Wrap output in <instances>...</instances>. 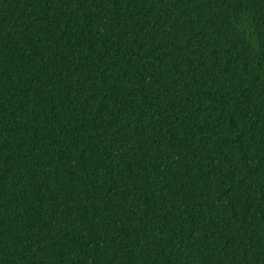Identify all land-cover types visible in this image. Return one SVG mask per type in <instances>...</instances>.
I'll return each mask as SVG.
<instances>
[{"label": "trees", "instance_id": "trees-1", "mask_svg": "<svg viewBox=\"0 0 264 264\" xmlns=\"http://www.w3.org/2000/svg\"><path fill=\"white\" fill-rule=\"evenodd\" d=\"M0 264H264V0H0Z\"/></svg>", "mask_w": 264, "mask_h": 264}]
</instances>
